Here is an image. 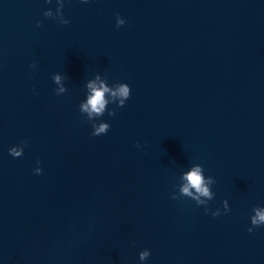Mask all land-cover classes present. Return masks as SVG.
<instances>
[{
    "label": "water",
    "instance_id": "water-1",
    "mask_svg": "<svg viewBox=\"0 0 264 264\" xmlns=\"http://www.w3.org/2000/svg\"><path fill=\"white\" fill-rule=\"evenodd\" d=\"M62 3L0 0V264H264V0Z\"/></svg>",
    "mask_w": 264,
    "mask_h": 264
},
{
    "label": "clouds",
    "instance_id": "clouds-1",
    "mask_svg": "<svg viewBox=\"0 0 264 264\" xmlns=\"http://www.w3.org/2000/svg\"><path fill=\"white\" fill-rule=\"evenodd\" d=\"M46 3H50L51 0H45ZM82 3H87V0H81ZM56 3L58 4V10L61 11L63 8L62 0H56ZM44 17H50L52 15L51 11H45L43 13ZM62 15V13H61ZM69 21L64 19L61 21V24H68ZM124 24V20L120 19L119 16H117L116 19V25L117 27H120ZM39 23H37V27H39ZM56 81H59V77H55ZM89 87H92V85H89ZM63 91V89H61ZM107 91V89H94L93 95L89 98L88 104L83 106L84 110H89L93 113H96L97 115L101 114L104 110L105 106V100L103 98L104 92ZM113 95H119L123 98L121 100V104L124 103V100H127L130 96V88L125 85H121L118 89V92L113 93ZM109 115H114V113H110ZM109 129V125L101 124L99 127L95 128L94 131H92V136H100L101 133L106 134ZM11 155L13 157L21 156V152L12 151ZM184 179L187 181V186H185L182 191L185 194H189V188H194L200 195L203 196H209L208 189L204 186V178L201 174V168L200 167H194L190 173H188ZM211 177L209 178V183H211ZM256 215L254 217H251V225L252 227H249L247 231L251 233L253 231V228L259 227L260 225L264 224V211L256 210ZM227 213V212H226ZM219 213H214L213 217L218 216ZM149 255V252L144 251L140 253V259L143 260L145 257Z\"/></svg>",
    "mask_w": 264,
    "mask_h": 264
}]
</instances>
